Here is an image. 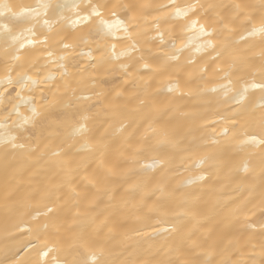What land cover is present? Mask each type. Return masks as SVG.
Here are the masks:
<instances>
[{"label": "snow or ice", "instance_id": "1", "mask_svg": "<svg viewBox=\"0 0 264 264\" xmlns=\"http://www.w3.org/2000/svg\"><path fill=\"white\" fill-rule=\"evenodd\" d=\"M256 37L259 64L249 56ZM83 59L88 64L80 68ZM210 71L219 81L210 91L229 105V115L213 122L209 143L165 118L184 89L204 83ZM117 72L124 87L95 91V75ZM81 86L93 91L78 94ZM250 90H259L258 109ZM93 96L96 103H81ZM241 120L243 135L226 126ZM18 150L22 172L42 170L41 187L31 193L42 204L29 213L35 228L15 218L4 223L7 234L30 237L23 248L36 252L27 264H142L134 258L140 242L114 232L146 211L145 220L170 226L137 231L162 240L143 264H264V0H0V154ZM240 153L246 155L238 164ZM144 158L151 162L141 164ZM15 195L6 184V206ZM101 205L107 211L95 228ZM257 213L258 234L237 230L241 218ZM69 217L76 227L66 258L49 261L56 246L31 237L40 241L52 228L61 243L58 221Z\"/></svg>", "mask_w": 264, "mask_h": 264}, {"label": "bare ground", "instance_id": "2", "mask_svg": "<svg viewBox=\"0 0 264 264\" xmlns=\"http://www.w3.org/2000/svg\"><path fill=\"white\" fill-rule=\"evenodd\" d=\"M6 3H16L18 0H3ZM26 3H34L35 0H24ZM137 2H148L153 4H164L168 3V0H137ZM185 0H177V3H183ZM202 2H209V0H202ZM211 2L215 3H224L229 4L233 2H243V3H258V0H211ZM151 23V21H149ZM203 22V21H201ZM182 35L187 36L188 33H182ZM178 45L180 41H177ZM121 45L118 44L117 51L120 50ZM260 52L261 47L259 45V37L253 38L251 41V51L249 52L250 58L255 61L257 64L260 63ZM188 55L187 50L185 51V56ZM88 61L83 59L80 68L86 67ZM52 71L55 73L56 69L53 68ZM91 71V70H90ZM73 75H76L77 69H70ZM87 75V74H85ZM59 79V77H57ZM95 79L100 81L95 91H109L113 88L119 90L124 87L123 82L120 79L119 73L115 74H105V75H95ZM218 78L211 71L208 73L205 78L204 83L193 84L189 88L184 89V95L182 98L178 96L176 101L177 109L173 113L170 114L169 117H166V120H170L173 124H182L185 131L191 130L198 141L206 140L210 143L211 138L216 135V132L213 131L212 124L213 122L219 123L221 117L229 115L227 113V108L229 105H226L221 97L217 93H213L210 90L216 86L218 83ZM73 85H75V81H72ZM93 90L88 88L87 86H81L78 89L79 92H83L85 95L91 94ZM38 95V94H37ZM199 95L203 97L200 101H195L192 99V96ZM249 97L251 99L252 105L255 109L259 108L260 101V93L259 90H250ZM97 102V97L93 96L91 101L81 103L94 104ZM235 106V105H231ZM182 110V111H181ZM21 111H24L23 106L21 107ZM203 117V119H196L193 121L191 119L192 116ZM11 123V121H9ZM224 124H221L220 127H224ZM230 129L235 127L237 129V135H243L245 132V127L243 125V121L241 120L236 125L231 123H227L226 125ZM218 131V130H217ZM191 139V137H190ZM217 139L220 137L217 135ZM23 142V141H21ZM256 152L260 151V147L257 146L255 149ZM246 153H240L236 163H242L243 157ZM118 157L113 163L118 161ZM151 162L150 158H144L140 161L141 164H148ZM24 160L18 154L13 156L4 157L0 154V261L6 262V264H27V261L33 258L36 249H31L30 251H25L23 245L29 242L30 237L26 232H13L12 234H7L4 231V223L6 218H15L17 222L23 221L25 224H31L33 228H35V221L30 219L29 213H34L38 207H41L42 204L40 202V198L36 197L35 199H31V193L33 190L41 187L40 181L42 179L40 172L41 169H32L31 171H21V165L24 164ZM189 173H185L183 177H176V179H186L188 178ZM79 183V181H78ZM12 185L15 189L16 195L14 198L10 199L7 203L5 202L4 197V188L5 185ZM65 201L70 200L71 193L64 192L61 194ZM227 195L232 196V198H236L240 195L238 192H229ZM231 202V201H228ZM30 204V206H29ZM86 205H82V210L86 208ZM106 209L103 205L96 209L97 215L101 216L100 221L95 225V228H100L104 222V216L102 214L106 213ZM151 215V213H147V211L143 214L141 220L137 221L136 219H130L127 221V227L123 229H117L114 234L117 236H122L124 234H128L132 236V240L128 241V243H134L136 241L140 242V248L138 250V254L134 257L135 259L143 261L151 260L152 256L155 255L157 249L159 248L162 240H156L151 235H137V231L143 230L148 233H152L153 227H169V224H160L157 225L156 222L147 221L143 217ZM47 218L40 217L41 222H44ZM82 220L85 221L84 227L87 228L88 218L86 216L81 217ZM172 219V218H169ZM252 223L254 225L253 229H248L246 227V223ZM60 227L59 239H61V243H57L58 237L55 234V229L50 228L48 230V235L42 238L40 241H37L34 236L31 237V241L33 243H38L41 247L47 243L49 246L55 245L58 251L52 252L49 254V257L46 259L49 261L54 260H63L66 258L65 252L68 249V245L72 243V239L74 237V233L69 231L71 228H75L76 225L71 223V217H69L68 222H64L63 220L58 221ZM260 227V217L259 213L256 216L251 217L250 221H244L241 218V222L237 225V230L241 233L248 231L259 232ZM92 229L88 228L86 234H92ZM104 234L107 235V229L104 230ZM163 236V234H161ZM120 241L116 240L114 242V246H119ZM163 259V255L159 257Z\"/></svg>", "mask_w": 264, "mask_h": 264}]
</instances>
